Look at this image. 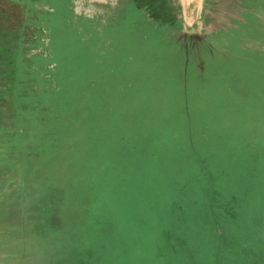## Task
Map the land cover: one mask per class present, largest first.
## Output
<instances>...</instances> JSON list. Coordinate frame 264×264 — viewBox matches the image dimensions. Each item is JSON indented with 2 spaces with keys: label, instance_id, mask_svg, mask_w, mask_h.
<instances>
[{
  "label": "rangeland",
  "instance_id": "obj_1",
  "mask_svg": "<svg viewBox=\"0 0 264 264\" xmlns=\"http://www.w3.org/2000/svg\"><path fill=\"white\" fill-rule=\"evenodd\" d=\"M169 1L188 33L213 27L216 0ZM116 8L0 0V264H264V7L202 53ZM19 101L61 104L52 158L84 174L65 205L5 154L31 131Z\"/></svg>",
  "mask_w": 264,
  "mask_h": 264
},
{
  "label": "trees",
  "instance_id": "obj_2",
  "mask_svg": "<svg viewBox=\"0 0 264 264\" xmlns=\"http://www.w3.org/2000/svg\"><path fill=\"white\" fill-rule=\"evenodd\" d=\"M26 70L27 69H25V71ZM25 76H27V74ZM27 91L28 92H24L23 94L21 93L20 95H18L17 99L22 98L23 100H28V97L33 98V95H35V90L28 89ZM6 97H9V95H7ZM37 100V98L34 99V101ZM19 102L20 104L17 103V105L14 106L17 111L19 110V108H21V114L16 113V119H21L22 126L28 127V129L31 131H29L25 135L20 136L19 142H17L16 150L14 152H5V154L9 156V160L14 161L18 164L17 166L20 168L21 177H23L24 187H29L30 183H35L37 185V187L39 188V193H37L39 195L37 198L41 204L45 203L49 199L48 202L56 200L58 205L59 202L63 201V205H65L66 201L64 199L66 197L63 194H65L66 192H64V189L61 187H65V185L69 182H71V184L75 187L78 186V184H80V182L84 178V174L76 173L74 171H71V169V172L67 171L66 173V170L67 168H69V164L71 163V161L74 162L73 164L79 163L78 158L75 160L76 152H71V154H73V159L71 161H69V157L66 156L67 159L64 163H62V158L57 159V162L52 158V150L55 149L58 151V153L59 151L62 152V145L58 144V136L54 140H52V135H54V128L50 123L48 116L52 113L57 115V124L59 127L57 126L55 127V129H60V126L62 125V122H59L60 112L62 113L61 104L55 103V107H53V105L48 106V103H43L45 106H43L44 108L41 109L36 107L35 102H30L29 104H25L21 101ZM21 104L23 105V107H21ZM39 113H43V115H39ZM68 141H70L69 143L73 145L75 141H77V139L73 137ZM89 154L90 152L88 154L86 153L85 156H88ZM82 158L84 157L80 155V162ZM53 168L55 175L50 174L51 169ZM48 214L45 215V218L48 217ZM56 263H58L57 259Z\"/></svg>",
  "mask_w": 264,
  "mask_h": 264
},
{
  "label": "flooded vegetation",
  "instance_id": "obj_3",
  "mask_svg": "<svg viewBox=\"0 0 264 264\" xmlns=\"http://www.w3.org/2000/svg\"><path fill=\"white\" fill-rule=\"evenodd\" d=\"M123 3H127L130 8L141 11L142 16L148 21L168 31V35L172 37V40L178 46L181 48L185 47V50L192 53H196L197 51L202 53L213 49L214 46L210 43L217 44L216 38L219 35L225 33L228 35L232 30L234 31V29L231 30L228 27L229 23H241L238 16L257 20L253 12H249L248 6L264 7V0H216L214 2V15L212 18L213 27H209V29L199 34H190L181 27L177 20L175 22L172 19L169 21L168 17L172 11L169 0H116V5L114 6L118 8ZM134 11L137 12L136 10Z\"/></svg>",
  "mask_w": 264,
  "mask_h": 264
},
{
  "label": "water",
  "instance_id": "obj_4",
  "mask_svg": "<svg viewBox=\"0 0 264 264\" xmlns=\"http://www.w3.org/2000/svg\"><path fill=\"white\" fill-rule=\"evenodd\" d=\"M92 4H100L102 6H107V5H111L114 6L116 5V0H87Z\"/></svg>",
  "mask_w": 264,
  "mask_h": 264
}]
</instances>
